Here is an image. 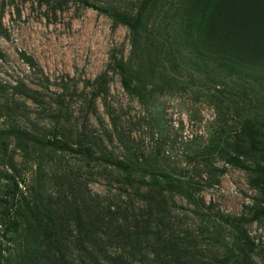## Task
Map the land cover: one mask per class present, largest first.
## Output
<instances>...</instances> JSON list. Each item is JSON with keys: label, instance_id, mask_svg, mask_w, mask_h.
<instances>
[{"label": "rangeland", "instance_id": "1", "mask_svg": "<svg viewBox=\"0 0 264 264\" xmlns=\"http://www.w3.org/2000/svg\"><path fill=\"white\" fill-rule=\"evenodd\" d=\"M88 1L128 17L135 16L142 3ZM171 1L162 4L168 8ZM193 4L189 0L188 5ZM160 15L150 18L149 25L164 22ZM130 51L126 26L81 3L0 0V207L8 192L5 177L10 175L28 200H37L57 217H64L69 237L78 234L70 220L74 215L68 214L71 210L87 224L107 217L98 226L107 234L101 237L109 257L122 256L130 264H153L162 249L161 238L168 235L179 236L188 246L178 262L213 264L222 257L216 241H230L233 236L228 222L264 203L254 186L258 174L225 164L217 156L203 160L196 154L209 146L216 131L223 130L227 136L236 130L242 117L255 113L259 121L264 120V80L261 87L247 93V99H254L253 104L245 100L251 114L240 104L238 111L231 107L237 101L231 95L230 104L217 101L205 89L206 83L201 88L199 80L195 86L157 90L142 103L125 91L111 64L115 54L133 59ZM154 51L150 49L148 57L139 56L133 62L137 60L143 70L152 63L160 65ZM25 56L36 66H29ZM103 74H107V91L94 98L95 82ZM18 128L37 139L68 138L74 149L81 142L89 151L66 153L32 144L26 148L9 134ZM105 158L146 163L187 180L194 199L167 194L156 207L158 197L147 194L139 183H131ZM12 160L16 171L9 166ZM115 215L128 217L130 224L134 219L149 220V240L115 243V218L108 220ZM23 221L19 234L10 235L15 242L3 240L13 253L24 238ZM247 229L260 247L259 255L264 256V218ZM62 249L67 258L81 264L77 247L65 244Z\"/></svg>", "mask_w": 264, "mask_h": 264}, {"label": "trees", "instance_id": "2", "mask_svg": "<svg viewBox=\"0 0 264 264\" xmlns=\"http://www.w3.org/2000/svg\"><path fill=\"white\" fill-rule=\"evenodd\" d=\"M67 1L81 3L129 29V55L134 58L130 60L115 54L111 57V64L120 75L125 91L135 95L140 102H148L157 90L182 84L195 86L196 80H199L201 88L206 83L205 89L217 101L230 104L231 95L237 99L230 104L236 111L240 104L250 111L249 114L253 112L245 100L253 104L254 99H247V93L255 86L261 87L260 81L264 80V0H192L194 4L190 6L189 0H172L168 8L162 4L163 0H142L133 17L88 0ZM150 9L153 12L149 14ZM155 12L161 13L165 21L150 26L149 19L156 18ZM150 49H155L154 52L159 55L157 62L160 65L152 63L143 70L136 64L137 60L133 61L139 56L148 57ZM25 61L31 67L36 66L31 57L25 56ZM95 85L93 97L98 98L107 91V74L101 75ZM251 115L254 116L242 117L237 129L230 130L227 136L223 130L216 131L209 140V146L196 157L207 160L217 156L225 164L258 174L254 186L260 191L264 203V120L259 121L255 113ZM9 134L25 147L32 144L80 154L89 151L81 142L74 149L68 138L37 139L20 128L12 129ZM12 161L9 166L16 171ZM103 161L131 183L146 187L147 194L158 197L154 201L156 207L163 204L167 194L182 195L189 201L194 199L189 181L154 166L129 159L105 158ZM5 179L9 185L0 207V264H76L63 252L65 244L77 247L83 257L79 262L81 264H104V261L130 264L128 259L109 257L105 251V240L101 236L106 233L103 226L98 225L104 224L107 217H98L97 222L87 224L83 217L71 210L68 214L74 215L70 216V220L72 217L78 234L69 237L65 235L64 217H57L54 210L39 205L37 200H28L19 190L15 177L8 175ZM252 210L250 214L228 222L233 236L230 241H216L222 249V257L213 264H264V256L259 255L260 247L247 229L264 218V205ZM112 218H115V243L132 244L149 240L152 228L149 220L134 219L130 224L126 216L115 215L108 220ZM21 219L26 230L13 253L6 249L3 240L15 242L10 235L19 234ZM161 246L153 264H182L176 259L185 255L188 248L183 239L167 235L161 238Z\"/></svg>", "mask_w": 264, "mask_h": 264}]
</instances>
